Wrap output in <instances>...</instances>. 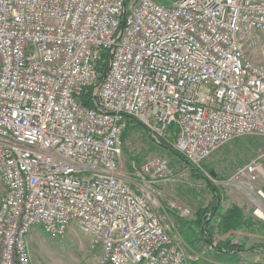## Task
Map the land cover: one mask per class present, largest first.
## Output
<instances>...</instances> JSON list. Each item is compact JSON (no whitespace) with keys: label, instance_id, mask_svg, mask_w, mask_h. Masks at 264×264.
<instances>
[{"label":"built area","instance_id":"2783aa9c","mask_svg":"<svg viewBox=\"0 0 264 264\" xmlns=\"http://www.w3.org/2000/svg\"><path fill=\"white\" fill-rule=\"evenodd\" d=\"M256 33L264 0H0V264H33L30 232L71 224L96 264H188L152 207L167 159L145 160L136 191L122 135L133 121L215 182L205 160L264 139V68L243 50ZM226 185L261 219L264 153Z\"/></svg>","mask_w":264,"mask_h":264},{"label":"rangeland","instance_id":"374dc122","mask_svg":"<svg viewBox=\"0 0 264 264\" xmlns=\"http://www.w3.org/2000/svg\"><path fill=\"white\" fill-rule=\"evenodd\" d=\"M155 1L170 6L179 0ZM243 50L247 58L264 68V33H256L255 37L246 40ZM127 127L121 156L123 165L119 164L118 170L124 177L136 182L138 179L135 171L147 158L161 156L167 159L173 176L169 182L153 187L155 194L152 197V207L165 227L174 225L175 229L172 228V231L175 239L180 238L178 234L181 236L183 242L179 241L184 246L188 264H264V253L259 248L248 250L264 244V220L253 215L255 206L249 201L245 191L226 185L238 168L264 153V139L239 138L218 149L202 164L205 170L215 176V182H210L174 153L156 147L140 125L128 122ZM212 188L216 190L213 191ZM2 189L0 180V198ZM213 193L218 194L221 201V209L217 215L239 205L252 220V230L244 227L224 235L218 234V230L214 232L215 244L229 240L234 245H244L246 251L241 252L238 259L216 256L212 248L204 243L196 227L198 210L211 204ZM259 207L264 215V202ZM181 209H187L190 215L181 217ZM217 215L213 220L215 227L221 217ZM32 231L27 241L33 264H96L86 234L74 224L61 238H51L41 231Z\"/></svg>","mask_w":264,"mask_h":264},{"label":"trees","instance_id":"16d2710c","mask_svg":"<svg viewBox=\"0 0 264 264\" xmlns=\"http://www.w3.org/2000/svg\"><path fill=\"white\" fill-rule=\"evenodd\" d=\"M128 122H133L129 120ZM127 126L123 132L122 139L124 141L126 131H127ZM163 149L168 150L167 147H164ZM177 155V154H175ZM178 158H180L182 161H184L179 155H177ZM195 169L193 168V171ZM212 173V172H210ZM213 191L216 189L212 188ZM213 201L211 204L204 208V209H199L197 213V218L195 219L196 227L200 231V235L202 237V240L204 243L212 248L213 253L221 258H233V259H238V255L241 252H245L244 250V245H234L231 243L229 240H223L217 244L214 242V232L217 231L218 234L224 235L228 233L229 231L232 230H241L244 227H247L252 230V220L250 219L249 216H247L244 213V210L240 207H233L229 210L226 211V213L222 215H217L221 209V201H220V196L216 193H213ZM218 216L220 217V221L215 227L213 225V220ZM259 248L263 253H264V244L257 245L255 247H252L248 250H252Z\"/></svg>","mask_w":264,"mask_h":264},{"label":"crops","instance_id":"0c3cea01","mask_svg":"<svg viewBox=\"0 0 264 264\" xmlns=\"http://www.w3.org/2000/svg\"><path fill=\"white\" fill-rule=\"evenodd\" d=\"M123 165V160L121 159V157H120V159H119V163H118V165ZM140 168V167H139ZM135 181H131L130 179H129V181H128V183H129V185L131 186V188H133V189H135L136 191H137V187L133 184ZM135 187H134V186ZM133 186V187H132ZM4 192H5V189H4V187H3V189H2V195L4 194ZM237 207H240L239 205H237ZM241 208V207H240ZM244 209V208H243ZM161 211H163V210H161ZM71 225H73V224H71ZM71 225H70V227H71ZM75 225V224H74ZM76 226V225H75ZM172 228H174L175 229V227H174V225H171L170 227H166V229H167V231L169 232V234L170 235H172V237L175 239V237H174V233H173V231H172ZM38 231H40L39 229H34L32 232H38ZM87 236V235H86ZM178 236L180 237L178 240H181L182 241V238H181V236L178 234ZM87 239H88V241H90V239H89V237L87 236ZM176 240V239H175ZM183 242V241H182ZM187 245V244H186Z\"/></svg>","mask_w":264,"mask_h":264},{"label":"bare ground","instance_id":"6f19581e","mask_svg":"<svg viewBox=\"0 0 264 264\" xmlns=\"http://www.w3.org/2000/svg\"><path fill=\"white\" fill-rule=\"evenodd\" d=\"M257 214L259 215V217H260L262 220H264V215H263L261 212H258Z\"/></svg>","mask_w":264,"mask_h":264},{"label":"water","instance_id":"95a60500","mask_svg":"<svg viewBox=\"0 0 264 264\" xmlns=\"http://www.w3.org/2000/svg\"><path fill=\"white\" fill-rule=\"evenodd\" d=\"M213 174V173H212ZM214 175V174H213Z\"/></svg>","mask_w":264,"mask_h":264}]
</instances>
